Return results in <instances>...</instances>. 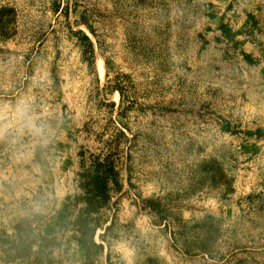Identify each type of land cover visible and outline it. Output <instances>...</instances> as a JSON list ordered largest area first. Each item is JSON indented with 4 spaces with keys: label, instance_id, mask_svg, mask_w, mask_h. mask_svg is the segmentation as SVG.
Instances as JSON below:
<instances>
[{
    "label": "rangeland",
    "instance_id": "374dc122",
    "mask_svg": "<svg viewBox=\"0 0 264 264\" xmlns=\"http://www.w3.org/2000/svg\"><path fill=\"white\" fill-rule=\"evenodd\" d=\"M106 158L103 264H264V0H0V228L64 243Z\"/></svg>",
    "mask_w": 264,
    "mask_h": 264
},
{
    "label": "trees",
    "instance_id": "16d2710c",
    "mask_svg": "<svg viewBox=\"0 0 264 264\" xmlns=\"http://www.w3.org/2000/svg\"><path fill=\"white\" fill-rule=\"evenodd\" d=\"M88 28L95 36V31L90 26ZM225 32L226 37L234 39L230 31ZM79 34L94 61L92 39L83 32ZM79 177L81 193L74 197L71 205L72 219L62 228V233H71V237L60 243L58 237L46 236L42 231L44 219L41 215H35L33 220L17 218L8 225H1L0 264H63L56 253L67 254L73 245L83 252L85 261L82 264H103L101 259L107 250V236L105 233L99 235L100 242L97 237L100 230H110V227L106 228L104 212L110 208L114 196L124 190L121 175L115 163L106 158L95 159ZM110 258L108 254L105 264H110Z\"/></svg>",
    "mask_w": 264,
    "mask_h": 264
},
{
    "label": "bare ground",
    "instance_id": "6f19581e",
    "mask_svg": "<svg viewBox=\"0 0 264 264\" xmlns=\"http://www.w3.org/2000/svg\"><path fill=\"white\" fill-rule=\"evenodd\" d=\"M97 68H98L101 79L104 80L105 74H106V66H105L104 59L101 57L97 61Z\"/></svg>",
    "mask_w": 264,
    "mask_h": 264
}]
</instances>
